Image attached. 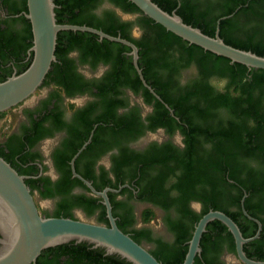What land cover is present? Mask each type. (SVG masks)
I'll return each instance as SVG.
<instances>
[{
	"label": "flooded vegetation",
	"instance_id": "flooded-vegetation-1",
	"mask_svg": "<svg viewBox=\"0 0 264 264\" xmlns=\"http://www.w3.org/2000/svg\"><path fill=\"white\" fill-rule=\"evenodd\" d=\"M81 1L72 14L61 15L62 22L70 23L76 16L80 25L133 43L137 66L156 95L138 72L131 44L87 30L58 32L55 59L40 85L25 100L0 112V153L24 176L39 213L110 225L106 196L123 231L151 252L164 251L173 259L182 253L185 258L201 216L220 210L237 223L242 235L252 233L243 250L260 260L261 179L260 191L252 192L242 167L237 168L238 180L209 170L215 187L211 183L186 187L173 160L186 152L191 141L187 138L193 134L171 104L185 107L194 101L193 95L186 101L181 97L205 85L223 92L217 82L222 79L205 77L195 60L188 61L176 46H159L157 22L148 20L130 0ZM26 11L27 0H0V80L31 63L32 44L26 43L32 42L33 34L27 37L31 23ZM259 112L264 115V105ZM196 138L197 151L210 156L212 141L199 134ZM249 163L264 171V164L254 159ZM159 176L163 180L156 183ZM183 191L185 198L180 197ZM211 195L218 205L207 200ZM199 246L193 264H246L238 256L233 233L219 219L207 223ZM122 261L128 262L103 247L70 240L43 248L29 264Z\"/></svg>",
	"mask_w": 264,
	"mask_h": 264
},
{
	"label": "trees",
	"instance_id": "trees-1",
	"mask_svg": "<svg viewBox=\"0 0 264 264\" xmlns=\"http://www.w3.org/2000/svg\"><path fill=\"white\" fill-rule=\"evenodd\" d=\"M153 1L168 12L175 10L186 23L199 27L206 34L213 36L218 25L219 35L226 43L251 50L259 55L264 54V0ZM54 2L59 23H63L61 20L63 13L72 14L75 7L82 6L81 0H54ZM130 4L137 8L133 2ZM219 19L220 21L217 22ZM148 20L154 22L152 18ZM70 23L81 24L76 16L71 18ZM154 24L159 46H176L180 52L187 55L188 61L195 60L205 77L216 76L226 80L223 92L205 85L195 93L186 92L181 97L182 101H186L193 95L194 101L191 98L192 103L185 107L182 103L171 104L175 114L192 126L193 135L187 138L191 141L188 142L186 152L173 158L176 168L180 169L183 186L211 183L215 187L217 181L215 178L211 180L209 170L226 172L233 179H237V168L242 167L247 172V179L251 183L248 185L247 181L245 182L252 192L260 191L258 181L261 179V183H264V171L255 170L249 161L254 159L260 165L264 164V133L261 129L264 127V115L259 112L264 105V69L248 70V67L240 62H232L228 57L189 43L160 23ZM30 27L31 24L26 26L28 38H32ZM72 33L73 31L70 30L69 34ZM73 43L75 42L72 41L71 44ZM31 44L32 42L26 43L27 46ZM61 46L59 38L57 48L60 49ZM4 79L6 78L0 81ZM158 91L162 95L165 94L160 87ZM253 133H255L254 137ZM197 134L202 136V140L212 141L213 149L209 152L210 156L205 151H197L195 141L199 139L196 138ZM254 142L257 145H254ZM0 155L3 156L2 153ZM155 180L156 183H160L163 179L159 176ZM176 186L182 185L178 182ZM261 193L264 198V190ZM185 195L183 191L180 197L185 198ZM207 200L215 205L219 203L213 195ZM243 235L248 237L252 233L244 231ZM260 239L264 240V226ZM152 253L163 264H179L184 258L183 253L173 259L164 251L157 250ZM248 256L251 257L250 254ZM257 259L264 260V253L259 254ZM121 264L131 263L122 261Z\"/></svg>",
	"mask_w": 264,
	"mask_h": 264
},
{
	"label": "water",
	"instance_id": "water-1",
	"mask_svg": "<svg viewBox=\"0 0 264 264\" xmlns=\"http://www.w3.org/2000/svg\"><path fill=\"white\" fill-rule=\"evenodd\" d=\"M130 1L154 21L189 43L228 57L232 62H240L248 68L264 69V54L259 55L226 43L219 35L218 25L212 36L199 27L186 23L175 10L168 12L153 0ZM27 6L25 16L30 20L33 34L32 60L22 72L0 81V112L25 100L40 85L55 59L57 34L60 30H87L131 44L137 66V48L126 39L106 34L88 25L57 22L54 0H27ZM138 72L145 85H148L139 68ZM148 87L155 93L149 85ZM105 198L110 225L69 217L43 216L38 211L24 176L0 155V264H29L35 261L43 248L70 240L103 247L131 264H163L150 250L116 224L110 203L106 196ZM213 219L221 220L231 230L238 256L244 263L264 264V260L251 259L243 250L244 242L253 237H244L237 223L220 210H209L201 216L182 264H193L196 253L201 249L199 242L202 232Z\"/></svg>",
	"mask_w": 264,
	"mask_h": 264
},
{
	"label": "rangeland",
	"instance_id": "rangeland-1",
	"mask_svg": "<svg viewBox=\"0 0 264 264\" xmlns=\"http://www.w3.org/2000/svg\"><path fill=\"white\" fill-rule=\"evenodd\" d=\"M218 82V87H220L221 89H223L226 85V80H220V81H217Z\"/></svg>",
	"mask_w": 264,
	"mask_h": 264
}]
</instances>
